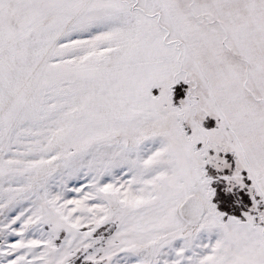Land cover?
Segmentation results:
<instances>
[{
    "label": "snow or ice",
    "instance_id": "1",
    "mask_svg": "<svg viewBox=\"0 0 264 264\" xmlns=\"http://www.w3.org/2000/svg\"><path fill=\"white\" fill-rule=\"evenodd\" d=\"M0 264H264V0H0Z\"/></svg>",
    "mask_w": 264,
    "mask_h": 264
}]
</instances>
